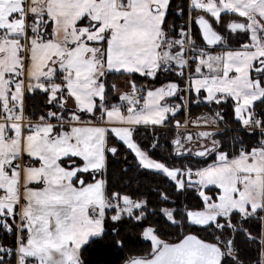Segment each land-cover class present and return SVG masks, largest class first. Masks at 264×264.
Masks as SVG:
<instances>
[{
    "label": "snow or ice",
    "instance_id": "6c2138e0",
    "mask_svg": "<svg viewBox=\"0 0 264 264\" xmlns=\"http://www.w3.org/2000/svg\"><path fill=\"white\" fill-rule=\"evenodd\" d=\"M129 228L123 264H264V0H0V264Z\"/></svg>",
    "mask_w": 264,
    "mask_h": 264
},
{
    "label": "trees",
    "instance_id": "16d2710c",
    "mask_svg": "<svg viewBox=\"0 0 264 264\" xmlns=\"http://www.w3.org/2000/svg\"><path fill=\"white\" fill-rule=\"evenodd\" d=\"M180 2L181 0H175V3L177 4H179ZM159 79L163 81L164 76L163 75L160 76ZM112 82H117V81L115 80L110 81V83ZM142 83L147 84L149 83V81L140 78V80L138 81V85ZM207 112H208V107L204 106L203 104L197 105L193 103L190 105V114L188 113V117H190L191 119H195ZM177 119H180L182 121L183 112L177 115ZM143 137H144V131L143 129H141L138 138H143ZM161 144H163V141H161ZM157 152L160 153L161 155H165V156L167 155V151L163 148L157 149ZM129 160H131V157H129ZM124 167L125 165L123 163L113 164L110 160V167L108 170L110 186L111 183L121 184L123 182L128 181L129 179H131V188L129 189L130 191L132 189L137 188L138 186L141 187V191H144L147 187L153 186L150 177L147 179L140 178L137 176V173L135 171H129L127 176H124L122 180H118L117 178L120 176V170L123 169ZM152 202L153 204L155 203L154 196ZM122 235L126 238L125 247L123 248L114 247L113 241L115 239H119V237H114L112 236L111 233H109L103 240H99L98 242H95L87 247V249L84 252V259L88 261L89 264H123V261L128 259L129 257L142 255L144 249L147 248L150 244V242H143L142 238L138 236V232H133L130 228L123 230Z\"/></svg>",
    "mask_w": 264,
    "mask_h": 264
},
{
    "label": "rangeland",
    "instance_id": "374dc122",
    "mask_svg": "<svg viewBox=\"0 0 264 264\" xmlns=\"http://www.w3.org/2000/svg\"><path fill=\"white\" fill-rule=\"evenodd\" d=\"M173 78H174V76H173ZM185 117H188V113H185V112H183V119L185 118ZM189 119H191L190 117H188ZM183 119H182V121H183ZM192 131H194L193 130V128H190Z\"/></svg>",
    "mask_w": 264,
    "mask_h": 264
},
{
    "label": "crops",
    "instance_id": "0c3cea01",
    "mask_svg": "<svg viewBox=\"0 0 264 264\" xmlns=\"http://www.w3.org/2000/svg\"><path fill=\"white\" fill-rule=\"evenodd\" d=\"M178 22H180V21H178ZM117 82H118V83H121V84L123 83V81H122V80H120V81H117Z\"/></svg>",
    "mask_w": 264,
    "mask_h": 264
},
{
    "label": "water",
    "instance_id": "95a60500",
    "mask_svg": "<svg viewBox=\"0 0 264 264\" xmlns=\"http://www.w3.org/2000/svg\"><path fill=\"white\" fill-rule=\"evenodd\" d=\"M190 128H192V127H190ZM193 130L195 131L196 129H195V128H193Z\"/></svg>",
    "mask_w": 264,
    "mask_h": 264
}]
</instances>
